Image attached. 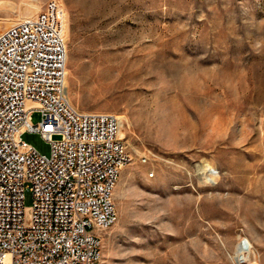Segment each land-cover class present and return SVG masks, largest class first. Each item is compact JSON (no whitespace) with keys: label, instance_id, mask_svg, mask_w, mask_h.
<instances>
[{"label":"rangeland","instance_id":"rangeland-1","mask_svg":"<svg viewBox=\"0 0 264 264\" xmlns=\"http://www.w3.org/2000/svg\"><path fill=\"white\" fill-rule=\"evenodd\" d=\"M51 2L71 103L130 157L102 264H264V0H0V30Z\"/></svg>","mask_w":264,"mask_h":264},{"label":"built area","instance_id":"built-area-1","mask_svg":"<svg viewBox=\"0 0 264 264\" xmlns=\"http://www.w3.org/2000/svg\"><path fill=\"white\" fill-rule=\"evenodd\" d=\"M64 15L51 2L0 30V264H102V232L118 220L114 190L130 157L117 116L68 97Z\"/></svg>","mask_w":264,"mask_h":264}]
</instances>
